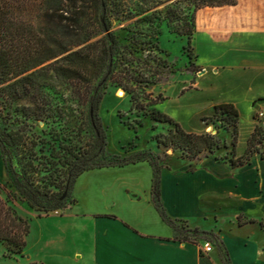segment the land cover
Wrapping results in <instances>:
<instances>
[{
    "label": "trees",
    "instance_id": "16d2710c",
    "mask_svg": "<svg viewBox=\"0 0 264 264\" xmlns=\"http://www.w3.org/2000/svg\"><path fill=\"white\" fill-rule=\"evenodd\" d=\"M162 1L0 0V119L7 124L0 127V149L11 182H0V243L6 257L24 256L31 226L30 220L20 213L22 205L40 217L64 213L74 204L71 191L83 173L139 162H148L154 169L153 201L163 221L173 229L174 240L195 244L205 240L220 245L214 233L192 229L186 221L167 214L161 186L163 171L171 167L162 163L160 155L149 150L131 156L107 155V133L99 115L104 90L109 81L115 82V74H127L132 82H138L133 74L135 64L141 61L135 53L147 51L150 55L158 48L153 37L134 47L120 46L111 32L113 21L147 14ZM166 1H173L177 8L170 9L164 18L156 12L146 17L158 27L166 20L168 27L188 37L190 48L197 12L237 5L236 0ZM62 87L74 103L88 106L92 133L86 146L74 141L82 134L83 123L71 128L69 120H64L67 99L57 101V95L64 92ZM123 87L132 94L133 107L137 106L134 92ZM118 117L139 139L138 130L124 122L121 114ZM151 119L155 124L173 126L168 134L153 136L156 149L164 153L179 151L185 161L198 162L222 148L229 150L226 157L216 159L233 168L250 164L257 154L264 159L261 125L249 137L245 154L237 155L240 112L234 104L217 105L212 117L202 119L207 125L221 120L226 129L232 128L231 143L209 133H190L158 110L152 112ZM8 121H15L18 126L10 129ZM42 123H57L60 129H53L55 133L47 139L34 131ZM123 148L127 154L129 150ZM254 222L239 218L240 225ZM223 260L224 264H232L227 254Z\"/></svg>",
    "mask_w": 264,
    "mask_h": 264
},
{
    "label": "rangeland",
    "instance_id": "374dc122",
    "mask_svg": "<svg viewBox=\"0 0 264 264\" xmlns=\"http://www.w3.org/2000/svg\"><path fill=\"white\" fill-rule=\"evenodd\" d=\"M236 1L237 5L234 7L205 8L196 13V31L191 48L188 46V37L181 36L172 27H168L166 20L163 19L158 27L157 24H151V20L146 17L156 12L164 18L170 9L177 8V4L173 1L163 0L147 14L138 15L133 19L113 21L111 32L116 36L120 46L134 47L153 37L158 48L150 55L147 51L135 53V57L141 61L140 64H135L137 65L135 73H140V76L133 74L138 82H132L131 76L127 74H115L113 80L120 85L109 81L104 90L99 115L107 133L108 156H131L137 151L149 150L160 155L165 165L184 166L185 159L181 152L164 153L156 149L153 136L168 134L173 126L168 123L155 124L151 119L152 112L158 110L166 114L190 133H209L224 142L231 143L232 128L226 129L221 120L209 125L202 120L204 117L213 116L215 106L229 102L234 103L240 112L241 143L238 154H245L254 114L252 100L264 96V70L255 68V65L264 63V0ZM253 13L259 17L258 32L249 31V34H244L243 37L236 35L232 41L213 37L208 32L212 29H220L224 22L228 26L229 34L232 30L235 32L234 29L239 26L238 22L250 28L254 25L251 22ZM244 61H250L253 65L246 66ZM121 85L134 92L137 106L133 107L132 94L126 92ZM61 90L65 93L60 92L57 101L67 99L68 108L64 120H69L71 128L83 123L82 134L74 141H80L79 145L86 146L91 141L92 133L88 120V106L74 103L69 97V92L64 87ZM118 91H124L126 96L123 99L118 98L116 95ZM153 103L158 104L153 105ZM260 103L264 101L258 102L256 107ZM119 114L122 115L124 122L138 130L139 139H135L134 130L121 123ZM261 114L257 113L254 116L259 122L264 120V115ZM6 125L0 119V127L4 128ZM154 125H157L155 129H153ZM8 126L11 129L16 128L18 124L15 121H8ZM53 129L59 131L60 127L57 123H42L34 131L51 139L55 133ZM64 133L69 135L68 132ZM124 146L129 150L127 154L124 153ZM228 151L226 148L217 150L214 157L224 159ZM154 180V169L146 164L126 168L110 167L83 173L77 178L71 194L73 199L82 200V207L86 210L89 202L95 199L104 206L108 194L118 195L124 187L132 192V196L144 194L147 190L152 194ZM7 182H10L9 175L8 180L2 183ZM230 211L227 212H230L229 215L223 216L224 223L221 229L223 235L232 238L234 249L239 246V240L248 238L254 246H262L264 231L257 226L251 227L248 232L234 229L232 215L236 209ZM29 220L31 231L27 237L24 256L6 257V250L0 243V264H43L33 261L32 252L37 250L35 240L49 235L51 221ZM236 254L241 259V255L238 252Z\"/></svg>",
    "mask_w": 264,
    "mask_h": 264
},
{
    "label": "crops",
    "instance_id": "0c3cea01",
    "mask_svg": "<svg viewBox=\"0 0 264 264\" xmlns=\"http://www.w3.org/2000/svg\"><path fill=\"white\" fill-rule=\"evenodd\" d=\"M251 22L254 25L250 28L238 22L239 26L230 34L226 22L219 30L208 32L213 37L232 41L236 35L243 37L249 31L260 30L256 14ZM251 64L244 61L246 66ZM255 68L264 70V63ZM262 101L264 96L252 100L254 114L247 143L257 125L264 127V120L259 122L254 118L257 113H264V103L256 107ZM240 143L241 139L237 155L243 156L238 154ZM137 164L151 166L148 162ZM7 180L8 172L0 149V182ZM121 190L118 195L108 194L104 206L95 199L84 210L82 200L73 199L74 204L64 213L43 217L22 205L20 213L24 217L39 222L51 221L47 238L41 236L35 240L37 250L32 252L33 261L43 264H224L223 256L227 254L232 264H264V244L256 247L248 238L239 240V246L234 249L232 238L223 235L221 229L223 216L236 209L232 215L234 229L248 232L257 226L264 231V159L259 154L250 164L238 168L211 156L198 162L185 161L184 166H172L164 171L161 199L167 214L186 221L192 229L219 237L220 245L209 241L214 247L209 254L203 251L205 240L197 244L174 240L173 229L163 221L150 191L132 196L127 187ZM240 217L255 222L240 225Z\"/></svg>",
    "mask_w": 264,
    "mask_h": 264
},
{
    "label": "built area",
    "instance_id": "2783aa9c",
    "mask_svg": "<svg viewBox=\"0 0 264 264\" xmlns=\"http://www.w3.org/2000/svg\"><path fill=\"white\" fill-rule=\"evenodd\" d=\"M264 114L262 113L261 116H263ZM214 247L212 245L211 242L209 241H206L205 244L203 245V251L206 253V254H209L213 251Z\"/></svg>",
    "mask_w": 264,
    "mask_h": 264
},
{
    "label": "bare ground",
    "instance_id": "6f19581e",
    "mask_svg": "<svg viewBox=\"0 0 264 264\" xmlns=\"http://www.w3.org/2000/svg\"><path fill=\"white\" fill-rule=\"evenodd\" d=\"M116 95H117V97L120 98V99H123V98L126 96V94L124 93V91H118V92L116 93Z\"/></svg>",
    "mask_w": 264,
    "mask_h": 264
},
{
    "label": "water",
    "instance_id": "95a60500",
    "mask_svg": "<svg viewBox=\"0 0 264 264\" xmlns=\"http://www.w3.org/2000/svg\"><path fill=\"white\" fill-rule=\"evenodd\" d=\"M66 195H64V198H65Z\"/></svg>",
    "mask_w": 264,
    "mask_h": 264
}]
</instances>
